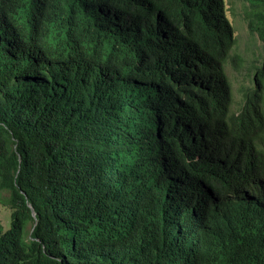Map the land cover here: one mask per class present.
Segmentation results:
<instances>
[{
  "label": "trees",
  "instance_id": "16d2710c",
  "mask_svg": "<svg viewBox=\"0 0 264 264\" xmlns=\"http://www.w3.org/2000/svg\"><path fill=\"white\" fill-rule=\"evenodd\" d=\"M228 10L0 0V264H264V58L236 102Z\"/></svg>",
  "mask_w": 264,
  "mask_h": 264
},
{
  "label": "rangeland",
  "instance_id": "374dc122",
  "mask_svg": "<svg viewBox=\"0 0 264 264\" xmlns=\"http://www.w3.org/2000/svg\"><path fill=\"white\" fill-rule=\"evenodd\" d=\"M227 11L234 27L236 36L235 52L242 57V65L234 70L228 67L232 86L234 89L235 101H239L240 88L245 85L252 88L249 75L253 72V65H258L264 58V45L256 33H251L247 22L242 17L241 0H227ZM10 209L7 204L6 192L0 189V228L2 231L10 226Z\"/></svg>",
  "mask_w": 264,
  "mask_h": 264
}]
</instances>
